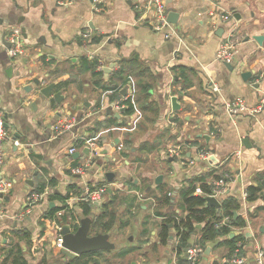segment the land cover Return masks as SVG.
<instances>
[{
    "label": "crops",
    "instance_id": "crops-1",
    "mask_svg": "<svg viewBox=\"0 0 264 264\" xmlns=\"http://www.w3.org/2000/svg\"><path fill=\"white\" fill-rule=\"evenodd\" d=\"M98 1L0 0V109L10 133L0 178L16 183L3 199L0 264H12L10 251L18 248L28 264H188L185 250L176 252L174 229L166 245L160 242L163 217L155 214L152 200L139 194L154 199L163 198L161 189L170 191V211L184 216L181 193L192 183L196 187L199 178L212 183L215 171L232 173L227 193L218 200L222 205L230 197L239 204L233 214L246 226L215 239L220 242L209 255L207 243L196 264H235L228 260L236 250L238 264H258L257 253L264 251V40L259 45L253 37L264 35V0H164L168 14L178 15L165 31L154 29L149 0ZM14 28L21 30L25 45L17 58L10 57L2 38ZM220 28L224 31L218 36ZM231 29L236 55L224 63L217 51ZM94 62L100 77L87 68ZM245 72L252 73L247 80ZM36 80L40 87L55 83L62 103L45 107ZM172 97L181 109H172ZM237 97L246 101L250 113L232 118L225 103ZM257 106L261 110L251 113ZM108 108L120 118L106 115ZM62 116H81L82 121L75 131L59 134L54 125ZM243 139H249L250 147ZM88 140L96 141L98 149L111 147V153L85 155ZM190 143L211 150L216 162L189 165L168 155L169 149H187ZM73 147L82 158L70 155ZM185 155L195 158L196 151L191 148ZM90 158L93 164L76 174ZM108 172L114 174L112 181L105 177ZM102 186L107 192L100 205L80 199ZM249 187L260 188L253 201L243 198ZM31 195L39 197L34 204H28ZM215 209L222 217V207ZM105 212L114 213L113 223L99 234L109 236L115 246L111 253L70 258L57 248L64 226L76 230L90 219L89 235L94 236V219ZM197 225L191 239L201 244L205 223ZM122 227L134 228L127 231L128 242H120ZM128 248L134 250L117 257L116 252Z\"/></svg>",
    "mask_w": 264,
    "mask_h": 264
},
{
    "label": "built area",
    "instance_id": "built-area-1",
    "mask_svg": "<svg viewBox=\"0 0 264 264\" xmlns=\"http://www.w3.org/2000/svg\"><path fill=\"white\" fill-rule=\"evenodd\" d=\"M95 2H99L98 0H95ZM150 6L152 7L154 13H155V19L156 23L154 25V29L157 31H165L168 27H170V23L167 21L168 17V11L166 8V3L164 0H149ZM98 10V9H97ZM223 20H228V17L222 16ZM234 30L231 29L227 34H225L220 47L217 51V59L219 61H222L224 63H231L236 55V45L234 43ZM171 33H166V37H170ZM6 39L8 42H10L11 47L7 49L8 54L12 58H17L19 56H22L25 53V45L22 37V32L19 28L12 29L6 36ZM216 89V88H214ZM225 109L227 113L232 118H237L238 115L249 112V108L247 106L246 101L241 98L237 97L233 100L227 101L225 103ZM261 110V106H257L253 109H251V113H257ZM82 119H79V117L75 116H62L60 119L57 120V122L54 125V131L56 133L62 134L64 132L70 131L72 128L76 126L79 122H81ZM10 138V133L8 131L7 126V119H6V112L3 109H0V170L4 162L5 157V142ZM87 147L90 149V153H96L98 150L97 142L94 140H88L86 142ZM184 149H182L181 146L174 147L169 149L168 155L170 157L176 158L183 164H189L194 165L196 161H209L212 157V152L209 149L195 146L188 144ZM191 148H194L196 151L195 158H187L186 157V151L190 150ZM78 149L76 147H73L69 150L70 155H73L76 153ZM93 164V160L90 158L83 166L77 167L74 172L78 175L83 174L86 169ZM233 180V175L230 172H224L219 176L218 179H215L212 181L213 184V192L211 194H208L207 197H215L217 199L221 198V196L225 195L227 193L228 185ZM16 183L14 180L9 179H3L0 178V219L4 217L5 210H4V203L3 199L6 195H9ZM107 192V187L102 186L95 190H90L85 193L83 197L80 199L83 201H87L90 203H95L99 200H101L102 196ZM195 195H205L204 191L202 190L200 184L195 187L194 190ZM172 193L169 192L168 196L171 197ZM139 197L145 200H152L154 207H157L155 199L149 198V196L146 193H140ZM249 197L248 191L243 192V198L247 199ZM39 199L38 195H31L28 199V204H34ZM230 221V217L226 216L223 218V221L219 224L226 225ZM56 246L59 249H63L62 247V235H60L57 239ZM205 247L201 244H193L190 247L187 246L185 249V255L187 258L188 264H196L198 258L200 255L204 254ZM231 263L238 264L241 261V258L239 256V250H236V252L233 254V256L228 260ZM257 263L258 264H264V251L259 250L257 253Z\"/></svg>",
    "mask_w": 264,
    "mask_h": 264
},
{
    "label": "trees",
    "instance_id": "trees-1",
    "mask_svg": "<svg viewBox=\"0 0 264 264\" xmlns=\"http://www.w3.org/2000/svg\"><path fill=\"white\" fill-rule=\"evenodd\" d=\"M92 66H88V69H93V75L94 76H102V72H96V62L92 63ZM116 90L117 88L114 87ZM127 102V101H126ZM132 107L127 109V112H131ZM191 145H195L193 143H190ZM197 145V144H196ZM223 174V173H222ZM221 174H217L212 172L210 175L212 177V180L218 179ZM198 183L200 184L202 190L204 191L205 195H195V184L192 183V187L181 193L182 200L186 206L184 208V211L186 214L184 216H174L171 209V200L172 197L168 196V193L170 191H164L161 189V191L164 193L162 195L163 198H159L157 196L154 197L156 201V215L162 216L163 220L161 221L159 225V237L160 242L163 245H166L169 240L171 229H174L176 231V239H177V245H176V252L178 255H181L183 251L188 246V243L192 237V234L194 233L196 229L197 224H203L205 223V226L201 230V237L198 242L201 243L202 246H205L207 243L214 241L215 239L223 236H227L232 232L231 228H244L246 226V223L240 218L235 217L233 214V211L238 210L239 204H236L234 200L230 199V197H226L222 201V217L229 216L230 217V223L226 225H219L221 221V216L217 215L215 207L208 206L206 202V197L208 194H211L213 192V184L210 182H207L205 178H199ZM50 185L54 184L52 181L49 182ZM45 188V184H43L38 191H41ZM95 190V189H91ZM260 191V188H254L249 187V200L253 201L257 197V192ZM150 194L151 192L148 191ZM60 200H65V197L59 196ZM105 208H107V204L103 205ZM108 211V210H107ZM220 214V213H219ZM114 219V213L113 212H105L102 215L97 216L94 219L93 223V233L95 235L99 234L100 229L109 228L112 226ZM134 249L128 248L123 249L119 252V256H125L129 253H131ZM10 253L13 255V263L12 264H28L22 255V250L12 249ZM79 264V263H75Z\"/></svg>",
    "mask_w": 264,
    "mask_h": 264
},
{
    "label": "water",
    "instance_id": "water-1",
    "mask_svg": "<svg viewBox=\"0 0 264 264\" xmlns=\"http://www.w3.org/2000/svg\"><path fill=\"white\" fill-rule=\"evenodd\" d=\"M177 13H175L174 11H171L168 14L167 17V21L171 24H175L177 23ZM234 17L236 19H240L238 14H234ZM22 31H24V29H22ZM224 29L220 28L219 31H217V35L221 36L223 33ZM7 33L4 32L2 34V38H3V44L5 46V48H10L11 44L10 42L7 41L6 39ZM254 40L259 44L262 45L263 44V40H264V35H256L253 37ZM113 68V65L109 66L108 68L104 69L105 73H110L111 69ZM252 75V73L250 72H245L242 74V77L244 80H247L248 77H250ZM36 85L40 88L37 90V94L40 98H42L46 103H45V107H54L55 104H61L64 96L62 95L61 91H57L56 90V84L52 83L49 85H46L44 87H40L41 82L40 80H36L35 81ZM31 88V87H30ZM30 88H27L26 91H31ZM127 94V89H123L121 92V95L125 96ZM118 102L121 101V96H119L117 98ZM171 103H172V109L174 111H177L179 109H181V106L178 104L177 98L176 97H172L171 98ZM34 106V103H33ZM121 112V111H120ZM106 115H114L117 118H120V114L119 113H112V109L108 108L105 111ZM79 119H81V116H78ZM8 126V125H7ZM76 127H74L73 129H71V131H75ZM201 137L208 139V136L206 135H200ZM244 143L245 146L250 147V141L249 139H243L242 141ZM116 143H118V141H116ZM111 147H104L102 149H98L96 151V154L102 157H105L107 155H109L111 153ZM83 153L85 155H89L90 154V149L87 147L84 149ZM72 157L74 159H80L81 154L80 153H74L72 155ZM213 162H216L215 157H211L209 161H205L204 163L209 166L211 165ZM98 165L103 166L104 165V161L103 159H101L100 164L98 163ZM105 177L107 178V180L112 181L114 174L111 172H108L105 174ZM163 176H159L156 180L157 184H160L162 181ZM29 185H33L32 181H29ZM101 200L95 202V204L100 205L101 204ZM206 202L207 205L209 206H214L216 207L218 210L221 209V202L215 198V197H206ZM53 206V204L51 205ZM171 210H173V205L170 208ZM90 219L84 220L81 224V226L79 228H77L76 230H72L70 226H64L62 228V247L64 249V253L69 256L70 258H75V256H80L83 254H90V253H96L99 251H103V250H112L115 248L114 244L111 243L109 241V236L108 235H104V234H97L94 236L89 235V227H90ZM197 228L200 229L201 226L197 225ZM173 235L170 237V239H173ZM195 239H191L190 243H189V247L191 245L194 244ZM220 240H215L213 242L208 243L207 248H206V254L209 255L211 250L217 246L219 244ZM185 261H187V258H185Z\"/></svg>",
    "mask_w": 264,
    "mask_h": 264
},
{
    "label": "rangeland",
    "instance_id": "rangeland-1",
    "mask_svg": "<svg viewBox=\"0 0 264 264\" xmlns=\"http://www.w3.org/2000/svg\"><path fill=\"white\" fill-rule=\"evenodd\" d=\"M100 161H101V159H99L98 161H97V163H99L100 164ZM120 229H122L123 231H125L124 232V236L127 234V233H129V232H127V231H130V234L134 231L133 229H132V227L131 228H120ZM129 234H127L125 237L123 236L122 238H121V240H120V242L122 243V242H124V241H126V242H128V236ZM105 251H109V250H103V251H100V252H105ZM107 253H111V251H109V252H107ZM116 255H117V257L119 256V252H116Z\"/></svg>",
    "mask_w": 264,
    "mask_h": 264
}]
</instances>
